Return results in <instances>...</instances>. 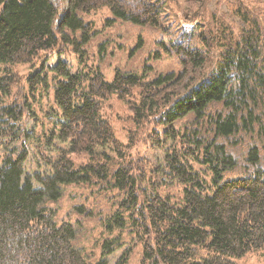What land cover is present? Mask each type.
<instances>
[{"label": "trees", "instance_id": "1", "mask_svg": "<svg viewBox=\"0 0 264 264\" xmlns=\"http://www.w3.org/2000/svg\"><path fill=\"white\" fill-rule=\"evenodd\" d=\"M63 1L60 12L53 0H0V94L4 98L17 81L9 66L31 62L40 52L58 47L60 40L84 60L92 22L82 15L99 6L111 11L108 27L121 21L164 28V3ZM242 7L246 23L237 36L220 27L215 56L209 53L211 46L204 36L198 38L199 44L185 38L162 42L153 59H160L163 52L176 55L181 63L177 72L147 80L153 66L146 64L142 74L118 69L109 81L100 70L74 71L61 57L50 67L59 75L53 86L57 108L52 113L60 111V116L53 122L47 146L55 147L54 141L66 146L58 148V158L50 161L45 174L26 173L27 152L4 158L0 264H89L72 243L76 226L58 225L46 204L59 201L65 186L93 178L124 193L123 210L106 218L105 227L123 229L128 221L125 213L130 211L134 230L145 239L143 259L148 264H237L234 258L264 249V20L247 11V5ZM261 9L255 12L264 17ZM142 45L140 38L132 53ZM28 86L33 92L38 87L48 90L47 73H32ZM135 88L141 98L133 102L137 123L156 114L158 125L165 127L153 138L154 147L166 146L164 163L153 172L184 186L178 202L158 192L160 182L156 176L157 182L148 178L152 173L147 165L140 162L138 167L125 159L126 149L101 114L104 98L117 94L125 99ZM23 112L20 103L0 102V147L8 136L19 140L14 131ZM189 115L193 119L178 129L175 123ZM74 153L88 154V163L77 167L70 158ZM203 173L211 174L210 182ZM122 244L118 237L103 241L102 257L94 264H109V257Z\"/></svg>", "mask_w": 264, "mask_h": 264}, {"label": "rangeland", "instance_id": "2", "mask_svg": "<svg viewBox=\"0 0 264 264\" xmlns=\"http://www.w3.org/2000/svg\"><path fill=\"white\" fill-rule=\"evenodd\" d=\"M59 11L63 12L65 2L53 0ZM164 3L166 13L164 15V28L153 26H137L128 22H116L108 27L106 20L111 17V11L106 6H99L85 15L86 20L92 22V38L84 50V60L78 57L74 48L69 44L59 41L58 47L42 51L25 64H16L11 67L16 76V83L11 88V95L4 98L0 94V102L4 105L20 103L24 105V112L15 126L16 138L13 135L5 139L0 147V167L6 156H16L22 151L27 152L25 170L29 175L35 173H47L50 170L51 160L58 158V148H64L63 143L55 147L47 146L48 137L54 129L53 122H57L60 111L53 114L57 108L54 99L53 86L59 75L50 67L56 64L61 57L69 63L74 71L77 70H100L107 80H112L116 70L142 74L144 66L151 64L153 70L147 80H151L158 74H167L171 71H179L181 63L179 58L170 53L163 52L160 59H153L157 50H162L161 43L171 44L172 41L194 39L193 43L199 44L198 38L206 37L211 48L209 53L215 56L220 46L218 45V30L222 27L228 34L237 36L239 28L248 18L242 5H247L249 12L261 16L264 3L260 0H151ZM255 12V13H254ZM194 18V19H193ZM196 19V20H195ZM192 21V22H190ZM222 35V34H221ZM142 39V47L132 53L139 39ZM209 46V47H210ZM217 61V59H216ZM40 70L46 72L49 77L50 87L47 89L38 87L32 91L28 86L29 76ZM206 71V70H205ZM140 90L133 89L132 95L121 99L119 95L112 94L101 101V114L110 122L116 139L126 149V160L136 166L147 165L152 174L148 178L160 182L158 192L170 197L173 202H178L183 197L184 186L168 177L161 178L153 170L163 165L166 146L161 149L154 147L153 138L157 133L163 132L165 127L158 125L156 117L150 115L142 122L137 123L134 117L133 102L140 101ZM193 119V115L179 119L175 125L178 129L185 126ZM15 122V121H14ZM163 135V134H161ZM102 152V151H100ZM107 154L114 156L111 152ZM77 167L89 161V155L74 153L70 155ZM115 161L119 158L115 157ZM140 172V169L136 167ZM156 176V177H155ZM203 177L210 182L211 174L203 173ZM157 182V181H156ZM124 193L117 188L98 178H93L88 183L72 184L65 186L63 197L57 202H48L46 206L52 209L54 220L61 225L66 222L72 223L77 228V238L72 242L79 248L89 264H94L101 259L102 243L106 239L114 237L122 238L121 248L109 257V264H118L127 258L125 264H148L143 259V241L140 234L134 230L131 212H126L127 224L123 229L109 231L105 227V220L110 215L123 210L121 203ZM134 215V214H133ZM237 264H264V249H253L240 258H234Z\"/></svg>", "mask_w": 264, "mask_h": 264}]
</instances>
